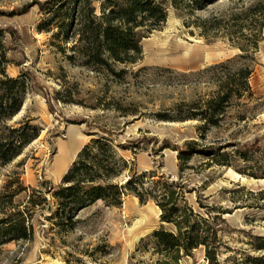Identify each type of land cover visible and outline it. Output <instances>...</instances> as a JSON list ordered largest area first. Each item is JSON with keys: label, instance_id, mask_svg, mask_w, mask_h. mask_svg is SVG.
<instances>
[{"label": "rangeland", "instance_id": "1", "mask_svg": "<svg viewBox=\"0 0 264 264\" xmlns=\"http://www.w3.org/2000/svg\"><path fill=\"white\" fill-rule=\"evenodd\" d=\"M44 1L0 0L7 72L17 76L30 71L33 79L10 123L28 119L40 127L39 137L19 157L0 163V191L17 172L24 186L51 196L92 138L86 123H80L86 120L113 131L116 146L136 145L120 151L138 170L155 171L156 179L165 175L186 182V197L197 211L206 213L201 203L222 214L221 263L264 264V32L257 50L241 57L243 52L223 31L203 35L197 25L198 18L227 13V0L195 12L170 6L164 25L144 34L141 59L118 78L70 60L71 52L57 45L53 32L39 29L45 20ZM106 1L94 0L98 13ZM227 61L232 69L252 67V95L235 98L217 126L181 120V107L186 110L187 104L218 89L215 71L206 70ZM192 141L228 152L229 164L207 166L205 155L188 151V164L195 169L185 168L182 174L179 149ZM255 141L261 148L251 145ZM27 195L24 191L16 199ZM160 213L155 202L142 204L128 195L121 206L92 203L65 231L49 210H38L34 238L6 243L0 264H156L152 234L163 224ZM196 262H204L202 249L181 260Z\"/></svg>", "mask_w": 264, "mask_h": 264}, {"label": "trees", "instance_id": "2", "mask_svg": "<svg viewBox=\"0 0 264 264\" xmlns=\"http://www.w3.org/2000/svg\"><path fill=\"white\" fill-rule=\"evenodd\" d=\"M218 1L107 0L98 13L94 0H46L41 3L45 20L39 29L52 31L54 39L59 41L57 45L71 52L70 60L122 78L128 73L127 66L141 59L144 34L164 25L170 6L195 12ZM227 1L231 4L227 13L198 18L197 25L203 35L223 31L243 52L241 57H247L257 50L263 39L264 0ZM5 36L6 29L0 27V163L3 165L19 157L40 135V127L31 120L10 123L21 111L33 79L30 71H22L17 76L7 72L9 58ZM229 62L206 70L215 71L212 76L218 89L208 98L187 104L186 110L181 107V120L201 119L210 126H217L235 98L252 95L249 84L252 67L243 64L232 69ZM80 123H86L87 135L92 138L79 151L62 184L53 188L51 196L40 188L24 186L17 172L15 178L2 187L0 252L6 243L34 238L33 217L38 210H49L54 214L52 219L56 226L69 231L75 226L78 213L92 203L102 201L107 206H121L126 196L133 195L142 204L155 202L161 211L163 224L152 234L153 254L158 256L156 264H181L183 258L194 257L199 249L204 251V262L195 264H223L220 253L224 243L218 221L224 219L222 214H213L215 207L200 203L206 213L197 211L186 197V192L190 191L186 182L165 175L156 179L155 171L138 170L120 151L136 148V145L120 143L116 146L113 131L86 120ZM251 145L261 148L257 141ZM179 151L182 174L185 168L195 169L188 164L191 153L205 155L207 166L229 164L228 152H221L214 145L192 141ZM24 191H28V195L18 201L16 198Z\"/></svg>", "mask_w": 264, "mask_h": 264}, {"label": "bare ground", "instance_id": "3", "mask_svg": "<svg viewBox=\"0 0 264 264\" xmlns=\"http://www.w3.org/2000/svg\"><path fill=\"white\" fill-rule=\"evenodd\" d=\"M66 159L65 155L61 157L59 163H62Z\"/></svg>", "mask_w": 264, "mask_h": 264}]
</instances>
